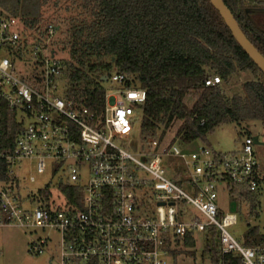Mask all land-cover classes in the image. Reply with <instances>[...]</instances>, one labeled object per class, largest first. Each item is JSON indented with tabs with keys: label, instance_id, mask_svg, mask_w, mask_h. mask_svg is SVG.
<instances>
[{
	"label": "built area",
	"instance_id": "built-area-1",
	"mask_svg": "<svg viewBox=\"0 0 264 264\" xmlns=\"http://www.w3.org/2000/svg\"><path fill=\"white\" fill-rule=\"evenodd\" d=\"M46 34H54L51 25ZM27 42L18 19L0 17L3 54L10 56ZM45 56L38 64L40 70L27 81L16 74L7 57L0 58V107L9 114L12 136L10 145L0 141L5 178L0 182V227L54 232L57 239L51 245L59 264H167L172 245L185 235L214 228L221 257L236 254L240 264H264V246L247 248L235 241L227 231L236 222L235 214L218 221L215 204L217 190L228 192V182L256 192L259 181L253 139L246 138L238 152L223 155L206 147L186 155L175 143L161 145L154 139L136 159L112 139L130 129L135 109L145 102V91L127 85L130 79L125 73L103 75L100 79L105 77L123 89L104 92L103 109L96 115L57 93L61 62L53 51ZM220 82L219 77H210L204 87H216ZM110 98L117 99L111 107ZM164 159L182 161L185 183L194 189L193 197L181 191L176 175L165 178ZM23 160H33L38 175L46 172L47 164L62 171L64 177L54 189L56 199L47 186L21 196L12 167ZM140 171L151 178V185L140 178ZM28 182L33 183V178ZM146 188L153 192L152 210L136 195ZM64 189L72 191L75 203ZM49 244V238H38L30 243L28 252L43 254Z\"/></svg>",
	"mask_w": 264,
	"mask_h": 264
},
{
	"label": "trees",
	"instance_id": "trees-1",
	"mask_svg": "<svg viewBox=\"0 0 264 264\" xmlns=\"http://www.w3.org/2000/svg\"><path fill=\"white\" fill-rule=\"evenodd\" d=\"M59 1L62 0H0V17L18 19L29 43L43 42L55 54L67 57L60 60L62 73L56 87L75 105L99 115L104 90L97 81L112 71L125 73L130 79L127 85L144 90L145 102L135 109V115L140 112L142 150L154 139L161 145L177 140L187 145L195 140L205 142L208 133L224 124L264 123V77L207 0H71L81 2L85 17L68 27L57 20L59 23L52 27L56 37L62 39L47 45V25H40L42 6ZM222 2L264 57V14H246V9H253L247 6V0ZM251 4L258 7L264 0H251ZM14 53L10 54L11 63ZM210 77H219L220 84L204 87ZM233 78L242 93L227 95L225 90ZM8 115L1 105L0 141L4 139L10 145ZM177 125L170 139L167 132ZM4 179V165L0 162V182ZM227 190L246 207L249 216L257 217L254 192L230 182ZM64 192L75 203L72 191ZM202 236V256L209 255L214 264H240L236 254L221 257L214 228L205 229ZM180 241L187 255L194 258V236L185 235ZM241 245L264 246V233L256 227L249 228ZM178 254L170 250L169 258L175 260Z\"/></svg>",
	"mask_w": 264,
	"mask_h": 264
},
{
	"label": "rangeland",
	"instance_id": "rangeland-1",
	"mask_svg": "<svg viewBox=\"0 0 264 264\" xmlns=\"http://www.w3.org/2000/svg\"><path fill=\"white\" fill-rule=\"evenodd\" d=\"M246 3L247 6L250 7L264 9V4L257 7L254 4H251V0H247ZM81 7V2L78 1L62 0L56 5L52 2H48L42 6L43 16L40 25H44L45 23L47 26H53L55 23H59L57 20H60L64 23L63 26L68 27L70 23H75L77 19H83L85 17L84 9ZM262 18L264 19V16L261 17V19ZM61 39V36L57 35L56 37V34H53L47 38V45L51 43L50 41H52V43L55 41L59 42ZM35 48L40 53L39 56L41 59H39ZM48 51L53 50L48 46H44L43 42L36 41L34 43H29L28 40L22 48L14 53L16 56L12 59V64L16 74H18L22 80H29L32 73L40 70L41 65L39 67L38 64H41ZM3 53V50L0 51V58L5 56L11 60L10 56H6ZM55 56L59 60L64 59L65 57L64 54H55ZM114 72L115 71H112L109 74H106V76H111ZM99 79L100 78H98L97 84L104 90L105 93H111L113 91L123 89L122 85L112 83L110 80L101 82ZM225 91L227 95L242 93L241 86L236 78L231 80L229 87H227ZM57 93L61 95V89H58ZM116 100V98H110L108 106L111 107ZM134 116L136 117V120L130 129L125 132L118 133L112 141L117 147L128 152L136 159H140V154L144 152L142 150L143 145L140 142L139 136L140 112L137 111ZM17 118L18 120L21 119L19 114ZM23 124L24 126H27L28 124V121L24 118ZM177 128L178 125L174 126L171 131L167 132L168 135L170 134V139L173 138L174 131ZM246 138H256V144L253 143L252 145V152L257 164L256 173L259 181L257 190L254 194L255 201L258 204L256 210L257 217L249 216L246 207L239 204L226 190H217V199L215 202L219 214L217 217L218 221L224 215L235 214L236 222L233 226L228 228L227 231L239 244H242V240L249 228L256 227L260 233H264V123L247 122L241 124L240 126L234 124H224L208 133L205 137V142L195 140L187 145L181 144L178 140L175 142L181 152L186 155L192 152H197L198 149L203 147L208 148L217 155H223L238 152ZM168 139L165 143L169 142ZM145 148L146 147H144V149ZM149 160V158L146 159V164L149 163ZM164 168L166 179L171 180L173 176L176 175V183L178 180L180 181L181 184H178V187L181 191L191 197L194 196V189L188 183H185L184 174L186 172L181 160L164 159ZM12 170L15 175L18 176L21 196L29 193L34 194L37 190L47 186L50 188L51 196L56 199L58 193L54 189L56 188L58 179L64 177L62 171L56 170L52 165L51 168H49L47 164L46 172L43 175H38L35 171L33 160H23L18 163V165L13 166ZM81 175L83 178H87V174L85 172ZM139 176L140 178L149 180V185L152 184L151 178L145 172L140 171ZM29 178H33L34 182L29 183ZM136 195L140 200H142L145 207H148L150 210L154 209L153 192L151 189H142L141 193L139 194L136 192ZM59 199L61 198L59 197ZM199 219L204 221V218L201 216H199ZM46 237L50 239V244L47 246L48 250H45V252L40 255H32L28 252L31 242L38 238ZM194 238L196 239L194 258L187 255L185 252L186 249L182 246V242L179 241L171 247V250L174 249L179 251L178 256L175 260L168 258L167 264H214L211 262L209 255L204 254L202 256L201 254L204 247V236H202V231H197L194 234ZM56 239V234L48 230L39 229L23 232L15 229L14 227H0V264H59L57 252L54 250V246L51 245Z\"/></svg>",
	"mask_w": 264,
	"mask_h": 264
},
{
	"label": "water",
	"instance_id": "water-1",
	"mask_svg": "<svg viewBox=\"0 0 264 264\" xmlns=\"http://www.w3.org/2000/svg\"><path fill=\"white\" fill-rule=\"evenodd\" d=\"M212 8L217 12L218 16L222 20L224 26L229 31L231 37L239 46V48L244 52V54L249 58V60L255 65V67L260 71L264 77V57L255 49L251 42L246 38L244 33L239 28L237 22L235 21L233 15L224 5L222 0H207ZM246 14H264V9H246ZM106 79L102 77L101 82ZM254 144H256V138L253 139Z\"/></svg>",
	"mask_w": 264,
	"mask_h": 264
}]
</instances>
